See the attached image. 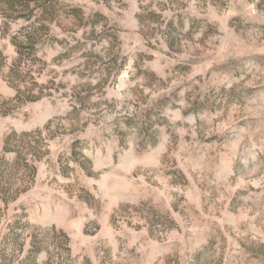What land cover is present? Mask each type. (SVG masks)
<instances>
[{"label": "rangeland", "instance_id": "374dc122", "mask_svg": "<svg viewBox=\"0 0 264 264\" xmlns=\"http://www.w3.org/2000/svg\"><path fill=\"white\" fill-rule=\"evenodd\" d=\"M0 264H264V0H0Z\"/></svg>", "mask_w": 264, "mask_h": 264}]
</instances>
